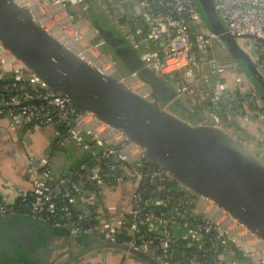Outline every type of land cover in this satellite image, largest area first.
Here are the masks:
<instances>
[{"label":"built area","instance_id":"built-area-1","mask_svg":"<svg viewBox=\"0 0 264 264\" xmlns=\"http://www.w3.org/2000/svg\"><path fill=\"white\" fill-rule=\"evenodd\" d=\"M13 1L52 37L94 57L99 71L118 75L124 84L137 79L121 69L93 26L90 14L101 17L143 67L173 89L175 101L198 116V125L220 128L264 158L251 139L264 137L261 93L231 57L215 55V42L228 54L195 0ZM212 2L264 81V0ZM1 126L51 137L54 151L26 158L28 190L14 189L12 200L0 197V218L19 215L67 229L65 248L56 251L53 263L75 253L72 243L83 238L123 245L160 264H240L232 245L264 264L260 239L211 200L177 184L124 134L48 89L0 45ZM74 150L80 155L69 163ZM64 159V169L57 170Z\"/></svg>","mask_w":264,"mask_h":264},{"label":"water","instance_id":"water-1","mask_svg":"<svg viewBox=\"0 0 264 264\" xmlns=\"http://www.w3.org/2000/svg\"><path fill=\"white\" fill-rule=\"evenodd\" d=\"M195 3L209 31L257 84L264 100L263 79L227 33L212 0ZM90 17L121 69L136 74L138 81L148 87L146 98L129 90L118 75L104 74L72 53L34 21L28 8L13 0H0V45L48 89L124 134L177 184L211 200L264 243V158L220 128L190 123L184 114L178 117L167 111L165 107L170 103L179 106L182 113L189 110L175 101L170 86L143 67L140 57L113 29L105 22L94 21L98 17L93 13ZM31 220L19 215L0 218V264H74L93 252L120 254L142 264H160L123 245L89 239H84L83 247L75 253L53 263L56 251L65 248L67 229L52 228L38 234L30 229ZM56 241L59 243L53 245Z\"/></svg>","mask_w":264,"mask_h":264},{"label":"crops","instance_id":"crops-1","mask_svg":"<svg viewBox=\"0 0 264 264\" xmlns=\"http://www.w3.org/2000/svg\"><path fill=\"white\" fill-rule=\"evenodd\" d=\"M219 42V41H218ZM126 44V43H125ZM218 44V43H217ZM127 45V44H126ZM132 51L135 52L133 48L127 45ZM223 52V51H222ZM221 57H226L224 52L220 53ZM178 114H183L177 106ZM184 117L190 123H197L199 121L198 116L188 111L184 114ZM54 151L52 148V140L50 136L43 134L41 132H19L14 134L3 126L0 127V197L6 200H12L14 189H22L24 191L28 190L31 184L32 177L27 174L26 168V158L33 154L37 157L45 155ZM70 157V156H69ZM54 162H57L54 160ZM60 162V160H59ZM57 170L64 169L65 159L62 161L61 166H57ZM59 243L56 241L53 245ZM64 243V242H63ZM79 249V248H78ZM96 255H103L104 253H96ZM115 254H111V260L114 261L113 257ZM126 258V256H124ZM244 259V258H243ZM249 260V264H256ZM135 261L133 258L128 257L126 264H132ZM136 262V261H135ZM139 263V262H138ZM142 264V263H140Z\"/></svg>","mask_w":264,"mask_h":264},{"label":"rangeland","instance_id":"rangeland-1","mask_svg":"<svg viewBox=\"0 0 264 264\" xmlns=\"http://www.w3.org/2000/svg\"><path fill=\"white\" fill-rule=\"evenodd\" d=\"M198 12L200 13V15H201V17H202V19H203V21H204V23H205V20H204V17H203V14H202V12L198 9ZM101 18V17H100ZM83 43H84V45H86L85 44V41H83ZM88 45V44H87ZM86 45V46H87ZM85 47V46H84ZM219 45L215 42L214 43V45H213V51H214V53H215V55L217 56V57H220V53H222L223 54V52H222V49L221 48H219ZM108 50V49H107ZM240 65V64H239ZM240 67H242L241 65H240ZM242 70H243V67H242ZM242 70H238V72L242 75L243 74V72H242ZM236 71V70H235ZM125 73H127V72H125ZM247 73V72H246ZM248 75V74H247ZM249 78H250V76H249ZM249 82L250 83H254V84H256L253 80H252V78H250L249 79ZM256 86H257V84H256ZM263 100V99H262ZM263 102H264V100H263ZM174 106V108H170V107H173ZM177 106H176V104H171L169 107H167L166 108V110L167 111H169L170 113H172V114H174V115H176V116H178L179 117V114L176 112V110L178 109V108H176ZM186 113V112H185ZM185 113H183V114H185ZM247 131H248V133H250V130H248L247 129ZM258 134H260L259 132H257ZM256 134V133H255ZM264 136V134L263 135H261V137H263ZM256 144H255V146H256V148H258V151L260 152V153H262V154H264V137H263V139H260V138H256V139H254V138H251ZM80 155V152L79 151H72V153H71V155H70V157L67 159L68 161H69V163H71V162H73L74 160H75V158L76 157H78ZM30 229H35L36 230V232L39 234H41V233H44L45 234V232H48V231H51V227L49 226V225H47V224H40V223H38V222H36V221H34V220H31V223H30ZM72 246L75 248V250H77L78 249V247L80 246L79 244H78V242H73L72 243ZM232 251H233V254H235V252H237L236 250H235V248H234V246L232 245ZM65 254H67V252L65 251V252H63V255L65 256ZM237 254H241V256L243 257V253H240V252H237L236 253V255ZM263 254H264V252H263ZM63 256V257H64ZM111 256V254L110 253H104L103 255H96L95 253H91V254H89L88 256H86L83 260H81V261H77V262H75L74 264H126V260H127V258L128 257H124V255H116L115 257H113V259H114V261H112L110 258ZM241 257V261H240V264H249V260H248V258H242ZM135 260V259H134ZM136 261V262H135ZM135 261H133L132 262V264H140L141 262H139V261H137V260H135ZM250 261H252L251 259H250ZM260 261H262V260H260ZM139 262V263H138ZM255 262H256V264H258L257 262H258V259H255ZM259 264H261L260 262H259Z\"/></svg>","mask_w":264,"mask_h":264},{"label":"bare ground","instance_id":"bare-ground-1","mask_svg":"<svg viewBox=\"0 0 264 264\" xmlns=\"http://www.w3.org/2000/svg\"><path fill=\"white\" fill-rule=\"evenodd\" d=\"M86 33H88V32H86ZM55 39L58 40L60 43H62L72 53L76 54L78 57H80L84 61L88 62L90 65L94 64L95 58L93 57V59H92V57L90 56L89 53H84L83 49L81 47L71 43L70 41H67L66 39H58V38H55ZM125 85L127 86V88L129 90H131L132 92L138 94L139 96H141L143 98H146L148 93H149L148 87L145 84L138 81V79H135V78L129 79ZM226 215H227V213H226ZM230 219H232V218L230 217ZM263 247H264V243L261 245V248H263Z\"/></svg>","mask_w":264,"mask_h":264},{"label":"trees","instance_id":"trees-1","mask_svg":"<svg viewBox=\"0 0 264 264\" xmlns=\"http://www.w3.org/2000/svg\"><path fill=\"white\" fill-rule=\"evenodd\" d=\"M98 17V16H97ZM93 20L94 21H98V22H101L102 24H104V20L102 19V18H100V17H98V18H93ZM170 108H174V106L173 107H170ZM178 110V109H177ZM82 241H84V239L83 238H79V239H77V242H78V244L80 245L78 248H81V247H83V245H82ZM191 252V251H190ZM93 253H95V252H93ZM232 253H233V251H232ZM236 253L237 252H235V254H233V256H234V258H236L237 260H238V262L240 263V261H241V254L239 255V254H237L236 255ZM242 258H245V257H242ZM84 259V258H83Z\"/></svg>","mask_w":264,"mask_h":264}]
</instances>
